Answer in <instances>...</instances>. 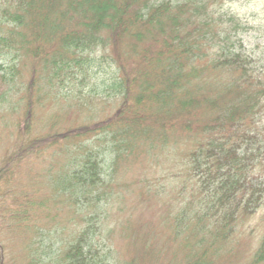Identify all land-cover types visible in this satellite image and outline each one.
I'll list each match as a JSON object with an SVG mask.
<instances>
[{
	"label": "trees",
	"instance_id": "16d2710c",
	"mask_svg": "<svg viewBox=\"0 0 264 264\" xmlns=\"http://www.w3.org/2000/svg\"><path fill=\"white\" fill-rule=\"evenodd\" d=\"M226 1L0 0V123L19 131L0 161V194L18 166L60 150L68 162L51 185L84 221L81 213L109 205L100 191L106 153L130 159L170 148L180 134L194 140L184 157L199 187L169 221L170 240L187 250L185 264H209L240 210L253 214L264 203L253 182L264 157V63L242 53L240 37L259 29ZM53 106L63 113L46 118ZM161 187L148 185L144 196H161ZM44 204L26 205L14 226L41 237ZM87 226L56 264H98ZM36 242L26 245L32 264L40 263ZM138 262L146 264L130 256ZM251 264H264V235Z\"/></svg>",
	"mask_w": 264,
	"mask_h": 264
},
{
	"label": "rangeland",
	"instance_id": "374dc122",
	"mask_svg": "<svg viewBox=\"0 0 264 264\" xmlns=\"http://www.w3.org/2000/svg\"><path fill=\"white\" fill-rule=\"evenodd\" d=\"M225 7L259 29L240 35L242 53L255 63H264V0H227ZM59 112V106H53L43 115L47 118ZM108 114L109 111L103 112V116ZM64 115L71 120L68 118L71 113ZM18 133L17 127L6 128L0 123V161L12 149ZM177 135L170 148L159 146L153 153L145 151L130 159L120 156L115 162L108 153L102 156L107 163L106 183L100 191L107 196L109 205L96 215L93 210L81 213L84 221L68 212L73 204L67 198L56 197L51 185L52 172H60V166L66 168L65 152L52 150L18 166L12 174L11 188L0 194V264H32L26 245L34 240H37L34 246L39 264H56L62 257V248L72 241L71 235H77L88 224V240L92 242L93 259L98 264H130L132 255L143 257L146 264H185L187 250H181L178 242L170 240L168 223L181 207L193 200L191 196L198 190L199 179L189 170L184 157L194 140ZM263 160L264 157L256 164L258 176L253 182L264 189ZM148 185H163L165 191L161 196L153 193L144 196ZM118 196L122 199H117ZM105 197L100 205L106 202ZM194 201L193 212H196L198 203ZM35 202H45L43 206L50 212L49 218L37 222L43 233L39 238H32L31 232L27 234L14 226L23 220L22 209L29 204L30 211ZM239 213L235 233L217 245L214 255L213 251L209 254V264H251L264 235V203L253 214L244 215L242 209ZM106 228L111 231L108 237Z\"/></svg>",
	"mask_w": 264,
	"mask_h": 264
}]
</instances>
